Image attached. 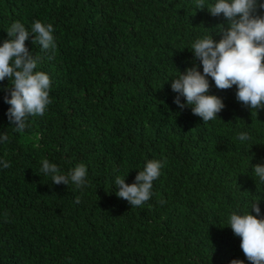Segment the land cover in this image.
<instances>
[{
	"label": "trees",
	"instance_id": "1",
	"mask_svg": "<svg viewBox=\"0 0 264 264\" xmlns=\"http://www.w3.org/2000/svg\"><path fill=\"white\" fill-rule=\"evenodd\" d=\"M37 19L53 24L56 48L41 50L34 33L25 43L50 76L51 103L16 132L0 89L9 136L0 158L10 162L0 168V264H252L226 224L255 199L264 212V183L252 175L264 163V108L252 113L235 86L209 77L225 107L204 123L171 89L200 64L187 46L205 34L219 40L223 15L194 0H0V43L13 22L30 30ZM245 130L246 145L236 139ZM43 158L65 174L86 164V185L53 184ZM152 158L165 162L153 195L132 207L114 177L133 183Z\"/></svg>",
	"mask_w": 264,
	"mask_h": 264
},
{
	"label": "clouds",
	"instance_id": "2",
	"mask_svg": "<svg viewBox=\"0 0 264 264\" xmlns=\"http://www.w3.org/2000/svg\"><path fill=\"white\" fill-rule=\"evenodd\" d=\"M197 9L207 7L212 16L223 15L218 31L219 40L212 34L201 35L187 46L202 64H193L171 78V89L176 93L173 102L183 110L191 106L194 115L204 123L214 120L225 107L223 98L211 93L209 77L219 89L236 87L238 101L258 112L264 108V0H194ZM8 39L0 43V82L7 77L10 87L0 84L5 91L4 102L10 105L6 117L14 131L23 132L28 118L42 116L51 103V80L46 71L40 70V58L29 50L25 41L34 33L33 43L43 51L56 48L54 26L37 19L29 27L15 21L7 29ZM181 97L184 99L182 100ZM236 139L242 144L251 140L248 131H240ZM9 136L0 132V144ZM164 161L146 159L133 183L126 176L116 175V195L132 207L142 206L153 195V182L161 175ZM10 167V162L0 158V168ZM40 172L51 178L53 184L74 185L81 188L87 183L88 167L80 163L65 174L56 163L43 158ZM252 175L264 183V163L252 166ZM255 199L246 205L247 210H233L228 215L227 226L241 238V248L252 264H264V212ZM76 203H79L77 197ZM164 203V201H160ZM228 264H245L244 260L232 259Z\"/></svg>",
	"mask_w": 264,
	"mask_h": 264
}]
</instances>
